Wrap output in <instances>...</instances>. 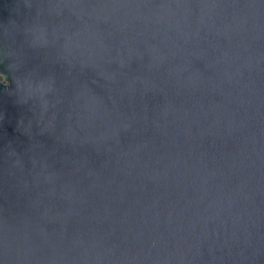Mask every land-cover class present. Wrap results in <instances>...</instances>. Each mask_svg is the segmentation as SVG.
<instances>
[{
    "label": "water",
    "instance_id": "obj_1",
    "mask_svg": "<svg viewBox=\"0 0 264 264\" xmlns=\"http://www.w3.org/2000/svg\"><path fill=\"white\" fill-rule=\"evenodd\" d=\"M0 264H264V0H0Z\"/></svg>",
    "mask_w": 264,
    "mask_h": 264
}]
</instances>
